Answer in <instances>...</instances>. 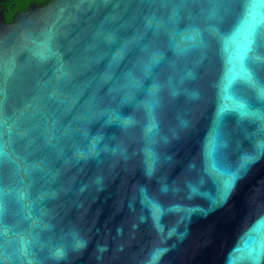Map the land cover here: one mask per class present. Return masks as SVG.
Returning <instances> with one entry per match:
<instances>
[{"label": "water", "instance_id": "1", "mask_svg": "<svg viewBox=\"0 0 264 264\" xmlns=\"http://www.w3.org/2000/svg\"><path fill=\"white\" fill-rule=\"evenodd\" d=\"M0 264H264V0L0 10Z\"/></svg>", "mask_w": 264, "mask_h": 264}, {"label": "trees", "instance_id": "2", "mask_svg": "<svg viewBox=\"0 0 264 264\" xmlns=\"http://www.w3.org/2000/svg\"><path fill=\"white\" fill-rule=\"evenodd\" d=\"M47 0H0V10L3 12L4 20L9 22L19 10L27 9L32 3L42 5Z\"/></svg>", "mask_w": 264, "mask_h": 264}]
</instances>
